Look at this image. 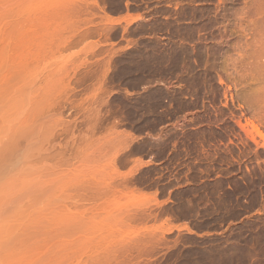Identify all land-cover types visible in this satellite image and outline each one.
<instances>
[{
    "label": "rangeland",
    "instance_id": "rangeland-1",
    "mask_svg": "<svg viewBox=\"0 0 264 264\" xmlns=\"http://www.w3.org/2000/svg\"><path fill=\"white\" fill-rule=\"evenodd\" d=\"M1 170L0 264H264V0H0Z\"/></svg>",
    "mask_w": 264,
    "mask_h": 264
},
{
    "label": "bare ground",
    "instance_id": "bare-ground-1",
    "mask_svg": "<svg viewBox=\"0 0 264 264\" xmlns=\"http://www.w3.org/2000/svg\"><path fill=\"white\" fill-rule=\"evenodd\" d=\"M126 21H127V20H126ZM126 21H125V22H126ZM128 21H129V20H128ZM128 21H127V22H128ZM252 128H253V132H251L252 129H248V130H249V133H248V134H249V135L251 134L250 137H252V141L254 140V142H256V144H257L258 142H257V139H256L255 135L257 134L256 136H258V135L261 136V134H260V132H259V130H258V128H257L256 126H253V125H252ZM247 132H248V131H247ZM250 132H251V133H250ZM249 135H248V136H249ZM250 137H249V138H250ZM19 158H20V157H19ZM19 158H18V157H17V159L15 158L17 162H18ZM6 161H8V159H6ZM10 161H11V160H10ZM12 161H13V164H16V162L14 163V160H13V159H12ZM12 161H11V163L8 161V162H9V163H8V164H9L8 166H10V164H12ZM20 161H21V159H20ZM2 164H3V162H2ZM13 164H12V165H13ZM4 165L6 166L7 164L5 163ZM12 165H11V166H12ZM5 166H4V167H5ZM14 166H15V165H14ZM4 167H3V168H4ZM18 167H19V166H18ZM3 168H2V170H3ZM5 168H6V167H5ZM7 168H8V167H7ZM11 168H12V167H11ZM20 168H21V166H20ZM2 170H1V171H2ZM4 170H5V169H4ZM19 170H21V169H19ZM1 171H0V172H1ZM13 171L16 173L18 170H17V171L13 170ZM2 172H3V174H2V173H0V174L3 176L5 173H4V171H2ZM8 174H9V173H8ZM10 174H14V173L11 171ZM5 176H6V175H5ZM5 176H4V177H5ZM8 176H9V175H8ZM0 178L2 179V177H0ZM1 179H0V180H1ZM6 180H7V179H6ZM6 180H4V181H6ZM2 181H3V180H2ZM4 181H3V183H4ZM9 183H10V182H9ZM1 187H2V186H1ZM0 190H1V189H0ZM6 194H7V193H6Z\"/></svg>",
    "mask_w": 264,
    "mask_h": 264
}]
</instances>
